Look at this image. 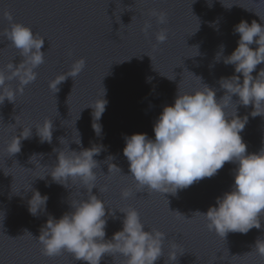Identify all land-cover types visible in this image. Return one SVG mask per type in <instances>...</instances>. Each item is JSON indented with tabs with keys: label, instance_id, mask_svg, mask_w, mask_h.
Returning <instances> with one entry per match:
<instances>
[{
	"label": "water",
	"instance_id": "1",
	"mask_svg": "<svg viewBox=\"0 0 264 264\" xmlns=\"http://www.w3.org/2000/svg\"><path fill=\"white\" fill-rule=\"evenodd\" d=\"M160 11L167 13L164 24L153 15ZM255 13L264 20L260 0H0V69L23 59L5 35L11 24H22L45 38L37 79L16 96V104L5 100L0 105V264H83L67 252L43 255L37 239L49 216L59 219L90 193L79 180L69 181L65 188L50 176L38 177L49 174L56 163L54 149L79 153L92 147L101 148L93 157L98 162L93 194L116 210V218H108L105 239L122 230L124 214L118 210L135 208L145 230L157 229L167 236L164 255L156 264H168L173 244L184 253L177 264H264V257L253 249L257 240H264V220L260 229L222 238L207 229L203 217L193 215L206 213L230 191L234 164L225 163L215 176L163 196L137 188L126 176L129 164L123 155L126 136L146 133L154 139V123L165 106L174 104L178 85L180 92H192L203 83L216 91L217 100L225 95L219 80L238 74L215 57L221 45L225 57L235 50L239 34L233 29L241 20L261 23ZM146 24H151L147 32ZM161 30L167 31L168 39L157 44ZM81 58L86 61L84 70L58 85L54 94L50 82ZM261 68L264 64L252 75ZM8 85L19 86L17 80ZM104 90L107 105L97 121L102 127L97 134L92 127L94 110L86 107L102 98ZM237 100L233 96V102ZM252 111L251 105L238 106L237 114L248 116L240 133L247 152L258 153L264 148V117H252ZM45 120H52L51 143H41L37 135L36 128ZM27 128H32L31 137L11 156L8 145ZM112 164L121 173L108 174ZM105 186L107 191H100ZM124 190L132 193L128 199L122 198ZM33 191L48 197L46 208L35 216L28 211ZM101 264H125V258L106 255Z\"/></svg>",
	"mask_w": 264,
	"mask_h": 264
},
{
	"label": "clouds",
	"instance_id": "2",
	"mask_svg": "<svg viewBox=\"0 0 264 264\" xmlns=\"http://www.w3.org/2000/svg\"><path fill=\"white\" fill-rule=\"evenodd\" d=\"M260 2L264 3V0ZM153 15L158 23L167 22L166 12H153ZM6 18L9 21L12 19L10 15ZM260 21L253 20L249 24L241 20L234 26L233 33L239 34V40L231 55L225 57L224 46H220L215 60L219 62L223 59V63L234 66V72L238 74L219 80L220 87L225 91L221 99L217 100L216 91L203 83L200 89L192 92H180L178 85L174 104L165 106L154 123V139L146 133L125 137L123 155L127 158L130 173L126 176H131L137 188L146 189L148 193L175 195L178 190L215 176L225 163L236 166L230 191L218 197L215 206L206 213L197 211L193 214L203 217L207 229L222 238L230 232L247 234L253 228L260 229L264 220V148L258 153L247 152L240 133L248 123V116L237 114L238 106L251 105L252 117H264V68L256 76L252 75L258 65L264 64V20ZM149 28L151 24H146L144 31ZM5 35L23 59L19 64L9 63L6 70L0 69V105L5 100L16 104V96L22 95L24 88L37 79L35 70L44 63L45 56V52L41 51L45 38L32 29L13 23ZM167 39L166 30L156 35L157 44L165 43ZM85 66V59L76 60L66 74L50 82V90L57 93L58 85L69 77L74 80ZM196 78L201 81V78ZM12 80L18 81V88L9 87L8 82ZM105 94L104 90L102 98L93 106L86 107L94 110L92 127L97 134L102 131L97 121L106 109ZM233 96L238 97L235 103ZM36 130L41 143H51L52 120H45ZM31 135L32 128H27L13 137L8 145L10 155L19 153L21 141ZM54 151L57 153L56 163L49 174L38 178L50 176L54 183L65 188H68L69 181L79 180L90 195L71 204V211L59 219L49 216L37 239L42 246V254L55 257L67 252L83 264H101L106 255L123 256L125 264H156L164 255L167 236L157 229L145 230L135 208L118 210L124 214L122 230L114 233L111 239H105L108 218L115 219L116 210L109 209L99 196L93 194V189H97L98 167L93 157L99 155L101 148L83 149L79 153L69 148L67 151L63 148ZM113 171L121 173L115 164L108 169V174ZM100 191H107V187ZM121 195L128 199L132 193L124 190ZM47 200L46 195L33 191L28 201L29 213L35 216L41 207L44 210ZM25 233L32 236L27 231ZM253 249L264 257V240H257ZM183 254L179 245L173 244L168 253V264H177L178 256Z\"/></svg>",
	"mask_w": 264,
	"mask_h": 264
}]
</instances>
